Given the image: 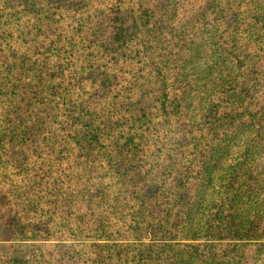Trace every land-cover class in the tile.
<instances>
[{
  "label": "trees",
  "instance_id": "1",
  "mask_svg": "<svg viewBox=\"0 0 264 264\" xmlns=\"http://www.w3.org/2000/svg\"><path fill=\"white\" fill-rule=\"evenodd\" d=\"M0 196V264H264V0H0Z\"/></svg>",
  "mask_w": 264,
  "mask_h": 264
},
{
  "label": "rangeland",
  "instance_id": "2",
  "mask_svg": "<svg viewBox=\"0 0 264 264\" xmlns=\"http://www.w3.org/2000/svg\"><path fill=\"white\" fill-rule=\"evenodd\" d=\"M2 196H0V260L5 257L6 255H15L19 257H27L29 253L30 243L29 242H23V244H20L22 242H15L12 241H6L4 239H9V233L6 226V212L4 211L5 205L2 200ZM2 203V204H1ZM6 242L7 247H4ZM20 245H24L20 248ZM20 248V250H19Z\"/></svg>",
  "mask_w": 264,
  "mask_h": 264
}]
</instances>
